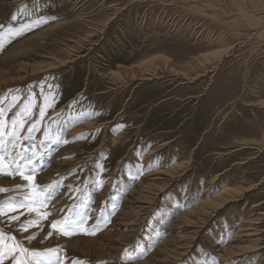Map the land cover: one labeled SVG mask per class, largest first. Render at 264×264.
<instances>
[{"label": "rangeland", "instance_id": "374dc122", "mask_svg": "<svg viewBox=\"0 0 264 264\" xmlns=\"http://www.w3.org/2000/svg\"><path fill=\"white\" fill-rule=\"evenodd\" d=\"M0 42L2 264H264V0H0Z\"/></svg>", "mask_w": 264, "mask_h": 264}, {"label": "snow or ice", "instance_id": "6c2138e0", "mask_svg": "<svg viewBox=\"0 0 264 264\" xmlns=\"http://www.w3.org/2000/svg\"><path fill=\"white\" fill-rule=\"evenodd\" d=\"M13 19H16V17H13ZM19 34H21V33H19V32L16 33V35H19ZM2 48H3V43L0 42V49H2ZM4 111H5L4 109L0 108V137H2L4 135V132H3V128H4V120H3ZM24 112H25V114H29V109L26 107ZM43 115H44V112L41 111L40 112V116L43 117ZM18 119H19L21 128L23 127L24 119L23 118H17V119H13L12 120L13 128H15V126H16V124L18 122ZM6 143L7 142L0 140V149H4L5 146H6ZM13 147H15L14 144H13ZM13 162H15V160ZM3 170H4V156H0V172H2ZM16 173L21 175L22 179H24L25 181H33L34 170L25 173L20 168H17L16 169ZM7 175L10 176V177L13 176V172L9 171V172H7ZM31 195H32V197L35 198L34 202L35 201H40L42 204L43 203H47V199L46 198L41 200V198L39 197V195H38V186L35 185L34 183H33V193ZM27 199H29V197L25 198V200H27ZM17 206H23V203L21 205H17ZM14 207H16V206L10 207V210H13ZM32 210H35V209H32ZM0 215H4V208L2 206H0ZM43 215L47 216L48 213H44ZM11 219L12 220H16L17 217L16 216H12ZM57 223L58 222H53L52 225H51L52 228L56 229L57 228ZM82 225H83V221H80V222H77L75 227L76 228H81ZM25 228H26V226H25ZM58 231H63L65 235H70L71 234V232H69L67 230L58 229ZM49 235H51V233H49ZM2 236H3V234L0 233V238H2ZM12 239L14 240V237ZM18 250L21 251V252H27L28 251L27 249H24V248H19ZM9 251L12 252V253H15V251H17V247L15 245H13L12 247H10ZM48 251L52 252V253H55L56 250L55 249H49ZM33 254L34 255H38L37 253H33ZM53 259H58V257H53ZM0 264H2V258H0ZM18 264H20V262H18Z\"/></svg>", "mask_w": 264, "mask_h": 264}, {"label": "bare ground", "instance_id": "6f19581e", "mask_svg": "<svg viewBox=\"0 0 264 264\" xmlns=\"http://www.w3.org/2000/svg\"><path fill=\"white\" fill-rule=\"evenodd\" d=\"M258 4V3H257ZM243 13V12H242ZM262 26V25H261ZM259 28H260V26H259ZM259 30V29H258ZM104 125V124H103ZM228 196H229V191H228V194H227ZM226 195V196H227ZM225 195H221L218 199H215L214 201H213V203H210V205H209V201L208 202H202L201 203V208H208V207H212V208H215L216 206H217V204L219 203V201H222V198L224 197ZM151 203V202H150ZM124 213V212H123ZM151 213V212H150ZM139 215H137V216H143L142 214H141V211H139V213H138ZM145 216V215H144ZM145 217H143L142 219H141V221L140 222H143L145 219H144ZM131 225V224H130ZM132 226H137V225H132ZM244 233V232H243ZM264 233V232H263ZM255 235H254V232L253 231H249V232H245L244 233V235L242 236L243 238H250V237H254ZM79 244H78V240H76V241H74V242H72V243H70L69 245H68V247L70 246V247H72V248H75L76 246H78ZM87 246V245H86ZM79 248V247H78ZM77 250V249H76ZM171 251H168L167 249H165V247L163 248V249H161L160 251H159V253L158 254H160L159 256L161 257L160 259H163V262H165L166 260H168L169 259V257L172 255V256H174V257H178V253H171ZM255 253V252H254ZM250 254V253H249Z\"/></svg>", "mask_w": 264, "mask_h": 264}]
</instances>
